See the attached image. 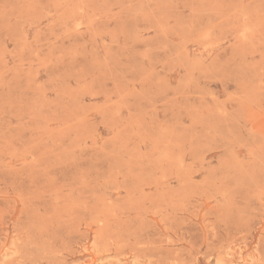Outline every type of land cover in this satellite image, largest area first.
<instances>
[{
	"label": "rangeland",
	"instance_id": "rangeland-1",
	"mask_svg": "<svg viewBox=\"0 0 264 264\" xmlns=\"http://www.w3.org/2000/svg\"><path fill=\"white\" fill-rule=\"evenodd\" d=\"M0 264H264V0H0Z\"/></svg>",
	"mask_w": 264,
	"mask_h": 264
}]
</instances>
